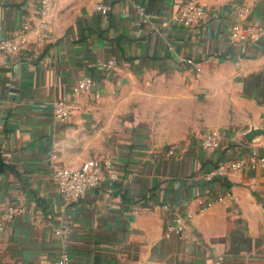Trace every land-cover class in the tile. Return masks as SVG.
Wrapping results in <instances>:
<instances>
[{"label":"crops","instance_id":"0c3cea01","mask_svg":"<svg viewBox=\"0 0 264 264\" xmlns=\"http://www.w3.org/2000/svg\"><path fill=\"white\" fill-rule=\"evenodd\" d=\"M40 1L0 0V38L36 24ZM185 1L49 0L40 53L0 51V264H52L65 237L69 264H264V166L249 157L264 155V132L246 136L264 129V35L230 36L233 23L264 27V0H200L202 20L162 25ZM86 76L94 87L74 92ZM58 99L72 111L65 122ZM212 129L214 150L201 144ZM240 156L241 172L204 179ZM89 158L110 159L116 178L102 171L65 202L51 165ZM9 206L24 211L4 221ZM178 215L183 233L166 236Z\"/></svg>","mask_w":264,"mask_h":264},{"label":"built area","instance_id":"2783aa9c","mask_svg":"<svg viewBox=\"0 0 264 264\" xmlns=\"http://www.w3.org/2000/svg\"><path fill=\"white\" fill-rule=\"evenodd\" d=\"M96 9L102 13H106L107 6L103 3H96ZM50 10L49 0H41L39 7L40 19L36 24L31 25L24 23L20 29L15 31L11 36L0 38V51L4 54L13 55L21 50H29L33 56L40 53L42 46L49 40V27L44 19ZM137 11L141 16L143 22L151 20V14L147 12L144 7L138 6ZM242 13H239L241 15ZM207 15L206 9L200 0H186L184 5L175 13L171 14L168 19L162 22V25H168L171 21L179 25L189 27L197 21L202 20ZM264 35L263 26H242L239 23H233L230 28V36L233 39L246 41L249 38H258ZM185 63L196 70H200L199 63L193 57L185 58ZM114 59L107 61L106 66H114ZM96 84L95 79L86 76L79 79L73 87L74 92L88 91ZM70 105L64 100L53 101L54 116L65 122L71 115ZM221 133L217 129H212L204 134L201 144L206 149L214 150L219 147ZM173 153V147L168 151V154ZM249 157L252 165L264 166V155H258L256 151L252 150ZM52 166V182L56 193L61 196L65 202L70 203L77 201L87 191L96 188L101 180L102 171H106L110 179L116 178L114 164L110 159L89 158L83 161L77 167ZM245 164L243 156L234 157L230 159H223L218 161L216 165L207 169L204 173L205 180L221 179L231 174L241 172ZM217 200H223L224 196L220 195ZM214 200H208L207 205H211ZM161 208H167V204H161ZM24 211L23 206H9L2 212V219L4 221H11L16 215ZM187 217H191L190 214ZM185 219L182 216H176L174 220L167 224L165 228L166 236H181L184 229ZM3 229V222L0 221V230ZM52 264H69V247L66 237L61 241V248L59 254ZM213 264H223V257L218 255Z\"/></svg>","mask_w":264,"mask_h":264},{"label":"water","instance_id":"95a60500","mask_svg":"<svg viewBox=\"0 0 264 264\" xmlns=\"http://www.w3.org/2000/svg\"><path fill=\"white\" fill-rule=\"evenodd\" d=\"M264 132V129H258V128H251L247 133H246V136L251 139L253 138L256 134H260V133H263ZM3 168V160H2V157H1V154H0V171L1 169Z\"/></svg>","mask_w":264,"mask_h":264}]
</instances>
